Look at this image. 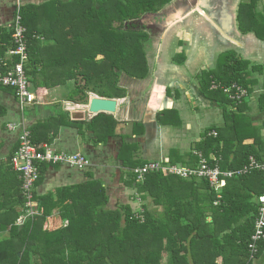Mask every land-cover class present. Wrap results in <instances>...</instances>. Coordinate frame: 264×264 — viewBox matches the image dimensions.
Wrapping results in <instances>:
<instances>
[{
	"label": "trees",
	"instance_id": "obj_1",
	"mask_svg": "<svg viewBox=\"0 0 264 264\" xmlns=\"http://www.w3.org/2000/svg\"><path fill=\"white\" fill-rule=\"evenodd\" d=\"M171 1L76 0L69 5L58 1L37 5L21 0L29 44L26 71L30 84L51 88L74 80L67 100L75 103H88L90 93L125 98L128 90L119 84L122 75L145 79L150 73L147 57L150 34L135 23ZM16 5L17 2L15 8ZM253 7L256 4L251 2L243 5L241 11ZM253 17H258L255 12ZM241 23L243 29L244 22ZM258 24L254 30L245 27L243 31H255L264 40V26L260 20ZM12 33L13 29L0 28V58L13 46ZM177 57L183 61L185 54ZM250 68V61L227 51L219 55L216 69L205 70L200 76L202 91L223 106L226 121L225 128H208L204 140L195 145L212 167L237 170L249 163L250 157L264 165V138L257 134L252 144H244L243 131L250 121L241 115L239 106L245 98L235 104L222 88H212L213 82L223 86L238 83L251 90L249 71L258 67ZM261 99L264 101V95ZM171 113L175 117H170ZM62 117L65 115L30 129L40 151L41 143L51 145V135L60 125L90 128L95 132L96 143H106L116 135L118 121L112 115L101 113L90 123L62 122ZM158 121L173 126L182 124L176 110L160 112ZM141 126L134 123L135 134ZM249 126L258 132L256 127ZM213 131L217 132L216 136ZM138 147V143L126 140L117 159L128 170L122 175L123 182L137 191L132 195L133 201H137L139 194L145 200L141 205L128 203L111 208L108 188L102 180L93 177L60 188L55 194L39 195L37 186L46 169L58 164L35 161L39 178L32 186V200L38 212L21 225L17 220L27 214L29 199L21 173L9 165L15 153L7 162H1L0 264H34L33 257L38 261L35 264H255L258 259L264 262V239L256 242L254 256L250 247L258 197L264 193L263 170L229 178L222 189L210 186L206 179H186L165 171L150 172L143 181H137L133 170L149 162L137 157ZM18 148L19 145L16 151ZM195 157L197 163L193 162ZM195 157L189 155L190 163L197 165L199 156L195 154ZM171 162L187 164L184 156ZM256 182L257 187L253 186ZM177 186L179 189L175 191ZM149 197L155 206L162 207L161 212L146 204ZM55 209L66 223L50 229L45 225Z\"/></svg>",
	"mask_w": 264,
	"mask_h": 264
},
{
	"label": "crops",
	"instance_id": "obj_2",
	"mask_svg": "<svg viewBox=\"0 0 264 264\" xmlns=\"http://www.w3.org/2000/svg\"><path fill=\"white\" fill-rule=\"evenodd\" d=\"M23 1L37 5L50 1H58L67 5L76 2V0ZM16 2L17 0H0V28L8 31L13 29ZM251 2L253 5L256 4V7L246 8L242 12L243 5ZM254 12L255 16H258L257 18L253 17ZM158 13H163L165 19L162 24H153V28L146 29L151 39L147 48V57L149 58L152 50L156 48L155 42L160 45V52L164 47L166 49L169 46L170 33L177 32L175 35L178 36L176 41L178 48L175 53L178 55L185 53V58L181 61L177 57L178 64L177 62L170 64L159 60L149 64L150 81L154 82V86L151 90L152 93L147 97L145 106L142 107L133 99H127V103L121 102L119 99L116 113H104L112 115L119 123L116 135L109 137L106 143H96L95 132L85 126L83 129L77 125L57 127V131L51 135L53 136L51 145L58 152L83 154L91 164L86 169L77 168L69 163L49 166L41 183L37 186L39 195L55 194L60 188L86 182L92 177L102 180L108 188V192H113L109 193L110 203L115 192H132L133 190L137 192L123 182L124 171L122 169L124 168L117 159L120 147L126 140L139 144L137 157L142 160L148 161L162 156L169 157L171 162L173 158L184 156L187 164L183 162L171 163L195 165L197 163L195 154L198 152L195 145L204 140L206 130L211 126L220 128L226 126L223 106L202 91L200 76L205 70L216 69L219 55L227 51H234L236 56L250 61L251 68L258 67L257 70L249 71L248 78L252 82L251 90L246 88L249 91L248 97L239 108L241 115L250 121L243 131L245 134L244 144H252L257 134L264 138V108H261V106L264 107V101H261V97L264 95V40L258 38L255 31H243L245 27L251 28V30L259 27L258 20L264 26V19L261 20V17L264 16V0H172L159 11L147 13L137 21L148 20L150 22L153 20L152 18L160 15ZM241 22H244L243 29ZM171 23H173V27L170 30ZM145 24L147 25V22ZM167 26L168 28H166ZM155 27L160 28V31L155 33ZM8 51L0 59L11 60ZM165 65L170 68V71H162L167 69ZM38 66L40 70V64ZM1 70L2 68H0ZM37 78L41 80L42 77L37 76ZM70 83L71 81H68L66 84L51 88L32 85L31 88L35 89L34 92L40 102L24 108L17 100L14 90L0 85V163L7 162L8 157L13 152L15 153L23 126L30 130L34 125L43 124L48 119L58 117L60 114L66 117L60 119L62 122L67 120L90 123L96 117L89 112L87 114V107L86 110L81 111L67 108L66 102L71 101L63 99L60 90H65L70 86ZM71 103L75 104L77 109L82 106L80 103ZM234 103L237 104V101ZM171 110H176L180 116L182 120L180 126L162 124L158 121L160 112H170ZM169 116L174 115L171 113ZM14 123L17 128L9 129V124ZM134 123L142 125L136 134L134 133ZM121 124L131 129L119 131ZM249 125L256 127L258 132L251 129ZM41 132L43 133L42 130ZM44 144L47 143L43 142L40 145ZM164 148L167 149V152ZM189 155L195 157L193 159L195 164L190 163L192 160ZM214 156V154L211 155L212 158ZM9 165L12 166L11 160ZM198 182L200 184L201 180ZM253 186L257 187V182ZM178 189L177 186L175 191ZM53 220L56 228L66 223L58 209L54 210L48 222ZM55 227L49 228L55 229ZM218 261L220 262L221 259ZM255 264H264V262L262 259H258Z\"/></svg>",
	"mask_w": 264,
	"mask_h": 264
},
{
	"label": "built area",
	"instance_id": "obj_3",
	"mask_svg": "<svg viewBox=\"0 0 264 264\" xmlns=\"http://www.w3.org/2000/svg\"><path fill=\"white\" fill-rule=\"evenodd\" d=\"M21 0H17L15 8V17L13 24V46L9 49L8 55L10 59H0V85L10 87L15 90L16 98L22 108L31 106L40 102L37 94L30 87L29 78L26 71V63L29 60V44L27 40V28L23 24V16L21 11ZM16 59V60H15ZM212 88H222L223 91L235 102H241L243 98L248 96V90L238 83L230 86H223L217 82L212 83ZM9 129L17 128L16 123L9 124ZM217 135L216 131L212 132ZM19 148L11 158L14 170L21 173L23 177L24 188L28 196L27 214L21 215L17 223L24 224L28 216H33L38 211L37 204L32 200V186L39 178L38 168L34 165L35 161H46L52 164L69 163L80 169H86L90 166V160L83 154H68L63 151H57L49 144L42 146L40 151L34 144L30 130L23 126L19 136ZM199 156V163L195 166H186L173 164L169 160L149 161L143 166L136 167L133 171L137 177V181H143L146 175L154 171H165L182 178H200L206 179L210 186L222 189L227 185V180L239 175L248 174L255 169L263 170L264 165L259 163L254 157H250L249 163L243 168L237 170H222L218 165L210 166L207 158L200 152H196ZM220 197V195H218ZM259 209L255 221V233L252 236L251 252L254 256L257 252L256 242L264 239V193L258 197ZM217 204V202H216Z\"/></svg>",
	"mask_w": 264,
	"mask_h": 264
},
{
	"label": "rangeland",
	"instance_id": "obj_4",
	"mask_svg": "<svg viewBox=\"0 0 264 264\" xmlns=\"http://www.w3.org/2000/svg\"><path fill=\"white\" fill-rule=\"evenodd\" d=\"M158 14H160V13H158ZM152 19L153 20L150 21V22L148 20L145 21V22H147V25L145 24L144 21H142V22L139 21V23H138V21H136L137 23H135V24H137V26H139L138 28H144L146 30V29H149V28H153L154 27L153 24H162L163 20L165 19V16L163 15V13H161L160 15H157V16H155ZM148 23H150L151 25H149ZM172 25H173V23H171L169 25L170 30H171V27H173ZM148 26H150V27H148ZM166 28H168V26ZM154 29H155V31H154L155 33L158 32V31H160V28L155 27ZM172 34H174V35H172ZM175 34H177V32H174V33L171 32L170 33V37H168V42H170L168 44L169 46H167L166 49L164 47V49H162L160 52H159L160 45L157 42H155V47L156 48H154L155 50L154 49L152 50V53L150 54V56L148 58L149 64L150 63L151 64L156 63V62H158V60L159 61H165V62L170 63V64L171 63H174V62H177V64L179 63L178 60L176 59L177 56H178V54L175 53L176 52V48H178V45H177V42H176L178 40V36H176ZM161 40H162V37H161ZM156 41H158V40H156ZM98 58H101V56H99ZM165 67H166V65H165ZM166 68L168 70L165 69V70H162V71H170L169 70L170 68H168V67H166ZM150 79H151V74L150 73H149L148 77H146L145 79L130 78L127 75L123 74L122 77H121V81H120L119 84H120V86H122L123 88H126L128 90V95L125 98H121L120 99L121 102L127 103V99H133L134 101L138 102L142 107H144L145 104H146V101L148 100L147 97H148L149 94L152 93L151 90H152V88L154 86V82L150 81ZM73 87H74V80H71L70 86L66 87L65 90L64 89H61L60 90L63 99H67L66 97L68 96V93L72 90ZM33 91H35V89ZM169 91L171 92V89L170 88H169ZM93 94L90 93L89 96L90 97L91 96H94L95 94L94 95ZM66 103H67L66 106H67V108L69 110H74V111H77V110H80V111L81 110H86L87 103H85V104L80 103V105H82V106H80V109L79 108L77 109L76 106H75V104H73L71 102H66ZM87 114H88V111H87ZM128 128L131 129L128 126H125L124 124H121L119 131H124V130L128 131ZM164 150L167 152V149L166 148H164ZM161 153H163V151H161ZM156 156H158V155L156 154ZM158 160H161V161L162 160H169L170 161L169 157L165 158V157H162V156H161V158H158V159H152V161H158ZM148 161H150V160H148ZM122 170L123 171H126L127 169L124 168ZM133 191L132 192H121V193L115 192L114 193V198H112V201H111V203H110L109 206L111 208H113V209L114 208L116 209V208H119L120 205H122V204H128V203L129 204H132V206L134 205L136 207L138 206V203H139V205H141L145 200L142 201L141 200L142 199V195L140 196V194L138 193L139 195H138V197H136L137 198V201H136L137 203L134 202L133 199H132V195L134 194L135 191L134 192ZM109 193L111 194L113 192H109ZM146 201H148V202H146V204L148 206H150V208L152 210H155L158 213L161 212L162 207L155 206L153 204V200L151 199V197H149ZM48 221H49V218H48V220L46 222V225H45L46 227L49 228L51 226L52 227H55L56 226L54 220L51 221L52 223L51 222H48ZM60 224H62V223H60ZM37 262H38L37 261V258L36 257H33V263L35 264Z\"/></svg>",
	"mask_w": 264,
	"mask_h": 264
},
{
	"label": "water",
	"instance_id": "obj_5",
	"mask_svg": "<svg viewBox=\"0 0 264 264\" xmlns=\"http://www.w3.org/2000/svg\"><path fill=\"white\" fill-rule=\"evenodd\" d=\"M89 114L99 115L101 113L114 114L119 107V99L101 97L98 95L91 96L86 105Z\"/></svg>",
	"mask_w": 264,
	"mask_h": 264
}]
</instances>
